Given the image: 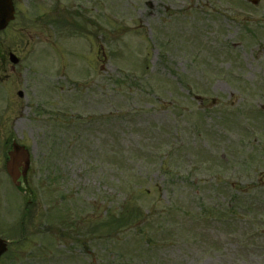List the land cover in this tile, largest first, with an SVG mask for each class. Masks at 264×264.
I'll use <instances>...</instances> for the list:
<instances>
[{
  "label": "rangeland",
  "instance_id": "obj_1",
  "mask_svg": "<svg viewBox=\"0 0 264 264\" xmlns=\"http://www.w3.org/2000/svg\"><path fill=\"white\" fill-rule=\"evenodd\" d=\"M73 3L81 17L59 15ZM59 7V26L34 20L0 35L5 50H28L5 72L0 139L31 154L21 240L11 211L21 197L0 157V225L15 226L0 233L19 241L0 264H115L118 255L132 264H264V0ZM61 195L73 202L72 238L45 219L64 206ZM130 196L126 205L141 214L135 228L96 240ZM85 223L91 239L79 232Z\"/></svg>",
  "mask_w": 264,
  "mask_h": 264
},
{
  "label": "flooded vegetation",
  "instance_id": "obj_2",
  "mask_svg": "<svg viewBox=\"0 0 264 264\" xmlns=\"http://www.w3.org/2000/svg\"><path fill=\"white\" fill-rule=\"evenodd\" d=\"M60 0H11L13 19L7 24L6 28L0 32V35L13 32L14 34H22L28 30L31 23L35 20L38 24H47V26H54V16L58 12ZM65 12H60L59 15L64 17H81V12H84L82 4L78 6L72 4V10L64 9ZM3 43L0 42V88L6 90V84L9 81L10 75L5 72H12L24 63V55L26 54L27 46L16 44L13 48L5 50ZM4 49V51H1ZM10 54L15 55L16 63L13 64L10 60ZM21 56V57H20ZM6 92V91H5ZM7 95V92H6ZM18 95V94H17ZM11 139L0 143V157L3 158L6 153L11 150L13 142ZM22 164L19 170H22ZM24 179H20V182Z\"/></svg>",
  "mask_w": 264,
  "mask_h": 264
},
{
  "label": "trees",
  "instance_id": "obj_3",
  "mask_svg": "<svg viewBox=\"0 0 264 264\" xmlns=\"http://www.w3.org/2000/svg\"><path fill=\"white\" fill-rule=\"evenodd\" d=\"M129 201L130 199L124 198L119 207L113 211H109L106 221L103 224V226L107 225V237L109 241H113V238L115 239L114 235H117L116 233L129 230L133 227L135 228L137 219L141 217V214L137 208H133V206L130 204L126 205L129 203ZM147 243V246L149 247L150 243ZM126 256L127 255H118L115 259H112V261L115 264H132L134 257L131 259L129 257L127 258Z\"/></svg>",
  "mask_w": 264,
  "mask_h": 264
},
{
  "label": "water",
  "instance_id": "obj_4",
  "mask_svg": "<svg viewBox=\"0 0 264 264\" xmlns=\"http://www.w3.org/2000/svg\"><path fill=\"white\" fill-rule=\"evenodd\" d=\"M10 0H0V10L8 8L9 11ZM256 0H253L255 3ZM10 20L9 15L7 17H1L0 19V30L3 29L7 22ZM27 157V152L23 148L14 146L13 150L9 153V162L7 164L8 173L16 181L18 175L16 174V164L20 160H24ZM6 251V244L4 241L0 240V256Z\"/></svg>",
  "mask_w": 264,
  "mask_h": 264
}]
</instances>
